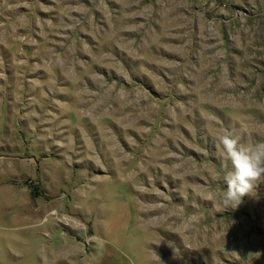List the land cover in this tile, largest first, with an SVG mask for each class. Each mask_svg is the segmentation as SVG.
<instances>
[{"label":"rangeland","instance_id":"obj_1","mask_svg":"<svg viewBox=\"0 0 264 264\" xmlns=\"http://www.w3.org/2000/svg\"><path fill=\"white\" fill-rule=\"evenodd\" d=\"M226 131L264 143V0H0V264H264Z\"/></svg>","mask_w":264,"mask_h":264},{"label":"clouds","instance_id":"obj_2","mask_svg":"<svg viewBox=\"0 0 264 264\" xmlns=\"http://www.w3.org/2000/svg\"><path fill=\"white\" fill-rule=\"evenodd\" d=\"M218 140L222 157L231 163V170L224 176L226 191L219 203L225 209H236L242 197L252 195L258 183L264 181V143L243 144L240 136L231 131Z\"/></svg>","mask_w":264,"mask_h":264},{"label":"trees","instance_id":"obj_3","mask_svg":"<svg viewBox=\"0 0 264 264\" xmlns=\"http://www.w3.org/2000/svg\"><path fill=\"white\" fill-rule=\"evenodd\" d=\"M36 188H37V187L35 186V187H34V190L32 191V195H33V196H37V195H38V193H37V191H36ZM36 194H37V195H36Z\"/></svg>","mask_w":264,"mask_h":264}]
</instances>
